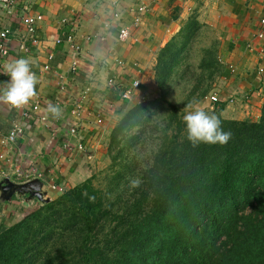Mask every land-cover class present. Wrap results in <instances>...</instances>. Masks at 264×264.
Segmentation results:
<instances>
[{
  "label": "trees",
  "instance_id": "1",
  "mask_svg": "<svg viewBox=\"0 0 264 264\" xmlns=\"http://www.w3.org/2000/svg\"><path fill=\"white\" fill-rule=\"evenodd\" d=\"M199 29L188 18L160 49L159 96L128 107L111 130L110 146L132 149L152 117L163 116L152 155L122 195L109 202L86 179L17 222H0V264H264V100L255 120L223 118L224 103L214 102L208 113L231 139L193 147L184 106L166 98ZM197 69L190 95L202 98L205 78L219 70L214 48L203 50ZM180 71L181 81L189 67Z\"/></svg>",
  "mask_w": 264,
  "mask_h": 264
},
{
  "label": "crops",
  "instance_id": "2",
  "mask_svg": "<svg viewBox=\"0 0 264 264\" xmlns=\"http://www.w3.org/2000/svg\"><path fill=\"white\" fill-rule=\"evenodd\" d=\"M37 15L38 43L22 50L32 37L22 18ZM192 16L217 36L222 69L214 94L224 103L222 117L255 120L264 100V38L256 37L264 0H16L9 8L0 5V31L10 30L8 54L0 55V95L10 80L4 70L9 62L28 59L38 78L37 94L27 106L11 108L0 101V138L14 124L23 127L15 142L0 143V180L23 183L15 172H28L50 198L80 183L84 148L149 95L158 52ZM123 28L128 35L119 39ZM135 80L139 86L132 88ZM124 89L131 92L128 100L120 97ZM35 103L38 109L32 110ZM50 104L61 109L58 118L48 111ZM39 204L12 197L0 202V218L27 215Z\"/></svg>",
  "mask_w": 264,
  "mask_h": 264
},
{
  "label": "rangeland",
  "instance_id": "3",
  "mask_svg": "<svg viewBox=\"0 0 264 264\" xmlns=\"http://www.w3.org/2000/svg\"><path fill=\"white\" fill-rule=\"evenodd\" d=\"M191 45L189 55L190 58H186L184 65L179 67L178 71L173 75L169 86L167 87L166 98L178 106H184V110L189 111L187 105L194 104L203 108L206 112L211 110L213 103L216 102L215 92L217 84V77L221 73V65L216 51V58L218 61L219 70L214 74L212 79L205 78L203 85L208 87V91L205 97L198 98L197 93L190 95V90L194 86V78L191 77L192 73L197 74V65L203 55V50L207 48L217 49V36L214 29L201 27L196 33ZM185 66L189 67V71L183 80H179L180 70ZM159 91L154 84L152 91L148 96H145L141 101L157 98ZM260 109V108H259ZM259 114V112H258ZM122 115L116 116L112 124L108 129H101L98 131L97 139L89 144L85 150V160L82 161V178L83 180L91 179L93 185L103 192H107L109 196V202L117 200L118 195L121 196L125 186L129 185L131 179L143 169L150 156L155 149L158 138V131L162 127V115H154L145 130V134L139 145L130 149L125 145L122 147V151L118 146H110V134L112 128L118 122ZM83 150V151H84ZM88 154V155H87ZM128 167V169H127ZM81 180V182L83 181ZM34 205V204H33ZM38 206V205H37ZM33 206L32 209L37 207ZM22 215L13 214L9 219H1L5 225L12 224L20 220Z\"/></svg>",
  "mask_w": 264,
  "mask_h": 264
},
{
  "label": "clouds",
  "instance_id": "4",
  "mask_svg": "<svg viewBox=\"0 0 264 264\" xmlns=\"http://www.w3.org/2000/svg\"><path fill=\"white\" fill-rule=\"evenodd\" d=\"M4 70L10 80L3 94L0 95V101L11 108L27 106L37 94L36 84L38 83V78L31 70L29 60L16 59L5 64ZM187 108L191 110L186 111L182 119L185 124L186 138L193 147L201 143L220 145L228 143L232 133L223 130L221 119L215 113L210 114L194 104L187 105ZM48 111L57 118L61 114V109L51 104L48 106ZM135 186L133 184V187Z\"/></svg>",
  "mask_w": 264,
  "mask_h": 264
},
{
  "label": "built area",
  "instance_id": "5",
  "mask_svg": "<svg viewBox=\"0 0 264 264\" xmlns=\"http://www.w3.org/2000/svg\"><path fill=\"white\" fill-rule=\"evenodd\" d=\"M16 2V0H0V5L5 7V8H9L11 6L14 5V3ZM142 7L139 8L140 11H142ZM41 20V16L37 15L34 17H30V16H24L22 18V23L25 25L27 33L30 34L32 37L29 39H26L21 45V49L22 50H28L30 47L37 45L36 43H38V37H36L35 32H36V27H37V22ZM137 21V20H136ZM10 33V30L8 28H3L0 31V55L2 57H5L8 54V46H7V42H8V35ZM128 35V30L126 28H123L119 31L118 34V38L119 39H124L126 38ZM256 37L260 40H262L264 38V17L260 19V24H259V29L256 33ZM59 42V41H57ZM77 49V48H76ZM262 51H264V42L261 43V48ZM50 57V56H49ZM45 69H47V66L44 67ZM74 69V68H73ZM108 83L110 85L114 84V81L112 79H109ZM132 88H136L139 86V82L137 80L132 82ZM131 92L128 89H124L121 94L120 97L122 99L128 100L130 98ZM38 109V104L35 103L34 105H32V110H37ZM78 110H74V113H77ZM29 113L27 111H23L22 112V117H28ZM101 118L98 117L97 118V122L100 123L101 122ZM74 128L72 129V132H74ZM23 132V127L21 124H14L9 131L7 132V134H5L3 137L0 138V143L3 145H7V144H11L13 142H15V140L18 138V136ZM15 175L17 178H19L20 180H22L23 182L26 183V181H29L32 177L31 174L27 173H23L20 170H17L15 172ZM60 191L62 192L63 190L60 189Z\"/></svg>",
  "mask_w": 264,
  "mask_h": 264
},
{
  "label": "water",
  "instance_id": "6",
  "mask_svg": "<svg viewBox=\"0 0 264 264\" xmlns=\"http://www.w3.org/2000/svg\"><path fill=\"white\" fill-rule=\"evenodd\" d=\"M25 196L27 199H36L40 204L51 200L46 190L42 188V182L38 178L18 183L9 177L0 180V202H9L12 197Z\"/></svg>",
  "mask_w": 264,
  "mask_h": 264
}]
</instances>
